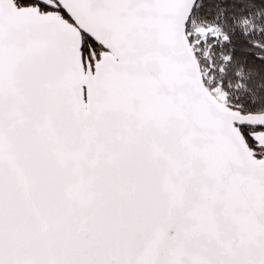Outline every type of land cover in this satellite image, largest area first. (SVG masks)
Segmentation results:
<instances>
[{
    "label": "snow or ice",
    "instance_id": "snow-or-ice-1",
    "mask_svg": "<svg viewBox=\"0 0 264 264\" xmlns=\"http://www.w3.org/2000/svg\"><path fill=\"white\" fill-rule=\"evenodd\" d=\"M0 264H264V0H0Z\"/></svg>",
    "mask_w": 264,
    "mask_h": 264
}]
</instances>
